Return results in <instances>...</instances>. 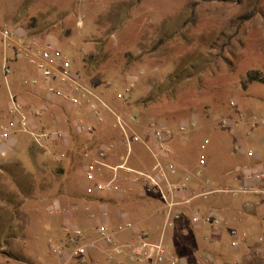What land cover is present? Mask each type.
Returning a JSON list of instances; mask_svg holds the SVG:
<instances>
[{"label": "rangeland", "instance_id": "1", "mask_svg": "<svg viewBox=\"0 0 264 264\" xmlns=\"http://www.w3.org/2000/svg\"><path fill=\"white\" fill-rule=\"evenodd\" d=\"M5 28L11 33L7 39L0 37V124L12 118L10 96L18 99L17 89L36 87L41 81L31 57L19 50L23 42L35 40L38 46L58 47L115 113L135 116L134 129L144 138L149 136L148 122L163 125L170 150L167 163L174 170L184 162L187 170L201 169L204 155L212 182L233 176L239 181L242 176L233 169L236 160L248 158V149H264V123H259L264 121V83L247 80L251 71L264 76V0H0V30ZM53 99L42 96L37 107L18 99L25 116L39 124L33 126L36 132L59 131L64 138L45 141L42 147L23 132L5 140L28 143L47 160L41 163L42 173L22 156L8 161L5 173H0V264H117L113 245L98 241L96 231L90 235L84 229L94 231L101 211L86 213L87 225L81 224L80 192L93 185L85 176L90 158H98L103 146H111L106 158L115 164L126 154L124 139L107 110L99 108L96 116L85 104L69 106ZM75 122L96 125L94 133H76ZM131 148L130 164L135 159L154 162L142 144ZM86 152L90 157H84ZM15 153L7 158L16 157ZM19 163L28 164L32 174H26ZM239 184L221 182L218 189L208 184L200 191L216 190L205 198L219 193L235 199L246 194L217 190ZM202 198L201 194L197 199ZM158 199L162 204L160 195ZM187 220L181 226L180 219L171 216L169 224L155 221L148 228L152 236L162 237L174 264H219L217 255L208 262L199 250L202 243L193 237L189 222L196 223L193 213ZM110 223L112 231L117 224ZM69 226L86 234L85 260L72 258L71 247L64 255L52 252L53 247L67 246ZM239 232L248 233L239 228L230 239L238 241ZM121 256L134 263L126 250ZM254 260L264 264L262 256Z\"/></svg>", "mask_w": 264, "mask_h": 264}, {"label": "crops", "instance_id": "2", "mask_svg": "<svg viewBox=\"0 0 264 264\" xmlns=\"http://www.w3.org/2000/svg\"><path fill=\"white\" fill-rule=\"evenodd\" d=\"M46 84L47 83L41 80L36 87L17 89L15 95L24 105L37 107L35 103L38 101L37 99L42 96L54 100L52 95L44 93L43 90ZM30 122L34 127L39 125L36 121ZM27 144L28 143L24 142L17 144L10 139L7 144L4 142L0 145V173H5L8 161L16 160L21 156L25 158L24 160L28 161V163H31L33 169L41 173L44 171L41 163L44 159L47 160L45 154L42 155L40 152V155L39 149L35 147H31L33 148L32 150L29 149V145ZM12 153H15L16 157L7 158ZM17 154L19 156H17ZM255 154L260 159H264V149L255 152ZM129 158L130 154L127 155L126 151L125 156H121L118 162H114L115 164H111L108 158H105L104 161L111 166H115L126 160V165L128 167L147 173L151 172L154 162H144L143 160L139 162V160L135 159V161H132L130 164ZM169 158L170 157L167 158L166 163L170 160ZM201 159H204L205 163L200 162L203 167L198 170H187L189 165L186 162L181 163V166L179 165L180 169L168 175V183L173 185L174 189H170L168 184L163 183L162 194L157 190H153L149 193L145 192L144 182L134 181L133 175L123 170H118L117 172L116 183L119 187V191L116 194H103L97 192L93 189L94 184L86 186L84 191L80 192V195L84 197L82 204V209L84 207V214L81 224L85 226L87 222L85 216L86 213H90V211H96L98 209L100 211H110V209H113V215L109 214V223L111 222V226L113 223L118 225L121 222L129 221L134 229V231L131 229H124L119 233L116 230V226H113L115 229V231L114 229L112 230L115 237L114 241L120 246V244L122 245L132 238L133 232H142L153 240L161 239L162 237H156L150 234L148 227L151 226L150 224L155 223V221H163V226H165L169 224L167 223L169 217L174 216L176 219H180V225L183 226L187 225V216L189 214H199L200 219L196 223L192 221L189 222L192 224L191 229L194 230L193 237L202 243V249L199 250H201L206 257H209L208 262H210L212 255H217L220 258L219 264H236L238 261H241L242 264H256L254 256L264 257V205H262L260 201H257L256 195H244L239 198L229 199L228 197H219L218 193L209 198H205V196L202 195V199H197L200 198L201 194L205 193L200 190L204 189L208 184L214 185V187L218 189L219 187L222 188L218 185L221 182L229 186L233 183L242 182V178L238 181L239 178L237 176L227 178L225 182L213 179L212 182L209 176V161L204 155L200 156V160ZM238 160H236L237 163H235L234 170L236 167H251L255 162L253 159L244 158L243 156L238 158ZM19 164L21 165L20 168L25 170L26 174H32V170L29 169L30 166L28 164ZM239 173L241 174V172ZM239 173H236V175L240 177ZM112 175V171L107 169L103 171V179H109ZM34 186H32V188H37ZM159 195L163 201L162 204L158 199ZM251 197H255V199ZM209 216L212 217L207 221L206 219ZM113 219L114 221H112ZM239 228L245 229L248 233L247 235L245 233V238L241 239V232H239L238 241H233L230 239L229 235H231L232 230L237 231ZM84 229L87 234L95 235V229L94 231H91L89 227H84ZM253 231L257 234L255 235ZM116 233L120 235L117 236ZM234 242L235 244H233ZM121 254H117L116 256L117 263L132 264L121 256ZM226 258H231V263L230 261L226 262ZM133 264L144 263L134 262Z\"/></svg>", "mask_w": 264, "mask_h": 264}, {"label": "built area", "instance_id": "3", "mask_svg": "<svg viewBox=\"0 0 264 264\" xmlns=\"http://www.w3.org/2000/svg\"><path fill=\"white\" fill-rule=\"evenodd\" d=\"M10 30L5 28L0 30V37L7 39L10 36ZM28 57H31L35 64L40 78L47 83V91L59 101L68 104L69 106L86 105L89 112L99 116V108L107 110L115 117V126L120 131L125 146L127 148V155L131 152V145L142 144L147 152L151 155L154 163L151 172H143L136 170L126 165V160L115 166L107 164L104 160L110 152L111 146H103L99 152V157L90 158L85 166V176L89 182H93L94 188L100 192L119 191L116 183L118 170H123L128 174L133 175L134 181H142L145 184V192L149 193L157 190L162 194V184H168L170 189H174L173 185L168 183V175L175 172L174 167L170 163H166L170 155V150L167 146L165 127L154 121L148 122L146 133L149 134L148 139L144 135L135 131L134 126L137 121L136 117L129 115L127 118L115 113L99 96H97L79 73L72 68L70 60L62 53V51L53 44L46 43L38 46L37 41L27 40L23 42L19 48ZM32 83L35 85L36 80ZM128 91V89H126ZM118 94V97H121ZM9 115L7 122L0 124V145L7 140L12 134L16 132H23L29 134L33 141L40 147L45 141L60 140L64 138V134L59 131L55 132H36L25 114L22 112V104L14 96H10L9 100ZM101 120V118H98ZM259 123L263 124L264 121ZM96 125L84 124L75 122L73 124L74 131L78 134L92 135L95 131ZM184 128V126H181ZM144 134V133H143ZM205 143L208 140L204 141ZM246 156L253 159L255 162L250 167H236L235 171L241 172L242 182L238 186L224 188L217 191L228 192L233 195L246 194L257 195L264 200V159H260L253 150L246 151ZM84 157H90L88 152L84 153ZM204 163V159L200 160ZM255 167V168H254ZM107 169L112 171L113 175L109 179H103V171ZM177 189V188H175ZM216 191V190H215ZM213 191H206L203 196ZM164 197V196H163ZM262 203V202H261ZM100 217L97 219L95 231L97 240L107 245H113V253L121 254L123 249L127 251L128 259L133 262L144 264H174V261L169 258V253L163 245L162 239L153 240L142 232H133L132 238L124 244L117 246L113 241V233L109 227V214L107 210H102ZM212 216L207 217V221ZM200 219L199 214L194 215V221ZM169 223V221L167 222ZM124 229H131L134 231L132 224L129 221L121 222L116 225V230L123 231ZM67 234V246L59 248L53 247L52 252L57 255H64L68 252L69 247L72 249L70 256L85 260L87 255L88 244H85L86 234L83 229L78 226H69L65 228ZM237 231L232 230L231 235H236ZM241 239L245 238V233L240 234ZM261 240V238H260ZM235 244V242L233 243ZM94 246L93 243L90 244ZM117 264H123L121 262Z\"/></svg>", "mask_w": 264, "mask_h": 264}, {"label": "trees", "instance_id": "4", "mask_svg": "<svg viewBox=\"0 0 264 264\" xmlns=\"http://www.w3.org/2000/svg\"><path fill=\"white\" fill-rule=\"evenodd\" d=\"M247 80L249 81H259L264 83V76L258 71H251L247 74ZM79 260V259H78Z\"/></svg>", "mask_w": 264, "mask_h": 264}]
</instances>
